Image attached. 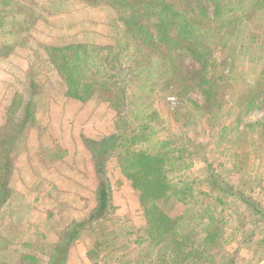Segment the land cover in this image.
Segmentation results:
<instances>
[{
    "label": "rangeland",
    "instance_id": "obj_1",
    "mask_svg": "<svg viewBox=\"0 0 264 264\" xmlns=\"http://www.w3.org/2000/svg\"><path fill=\"white\" fill-rule=\"evenodd\" d=\"M113 3L0 0V160L12 147L11 195L0 209V264H166L183 258V264H264V216L246 202L264 212V41L250 47L239 34L201 36L212 55L208 70L217 76L209 102L190 81L170 85L165 66L155 60L138 75L148 63L132 42L126 46L131 38ZM263 14L255 21L263 23ZM251 22L245 21L246 33ZM71 43H85L90 51L64 72L58 63L77 61L78 52L55 49ZM230 69L234 76L226 79ZM68 77L76 89L100 81L127 96L124 118L118 119L101 87L80 90L85 100L72 96ZM253 97L260 104L248 111ZM30 99L28 124L20 130ZM142 121L151 125L147 134L156 132L133 149L168 152L171 196L158 207L176 226L166 238L155 228L149 234L140 192L125 173L124 146L109 153L100 173L87 141L117 133L122 144L134 143ZM103 180L109 208L90 219Z\"/></svg>",
    "mask_w": 264,
    "mask_h": 264
},
{
    "label": "trees",
    "instance_id": "obj_2",
    "mask_svg": "<svg viewBox=\"0 0 264 264\" xmlns=\"http://www.w3.org/2000/svg\"><path fill=\"white\" fill-rule=\"evenodd\" d=\"M93 1L98 2L100 0ZM113 5L121 10V21L124 22L125 30L131 38V41H126V46L128 47L132 42L133 47L142 52L143 59L148 63V65L140 68L138 75L146 73L149 62L155 60L165 66L166 79L169 78L170 85L182 87L185 81H190L191 89H200L209 102L213 98V80L215 81L217 76L214 72L210 73L208 70L212 55L209 45L201 42V36L203 37V34L208 35L209 33L213 35L220 34V36L230 34L236 36L239 34L246 36L250 47L260 46L264 41L260 33L262 30L264 32V14L260 17L263 23L259 20L255 21L256 15L264 12V0H114ZM247 20L252 21L249 23L251 29L248 27L250 29L248 33L245 31V21ZM68 48H73L75 52H78V59L77 61H70L63 58L58 65L64 72H68L69 67L80 65V61L83 62L84 56L90 51L85 43H71L64 48H56L55 50L61 51ZM80 48H83V51H79ZM109 49H112V47H109ZM261 50L264 52V48H261ZM188 60L189 62H186ZM233 76L232 69L225 75L226 79L233 78ZM68 78L69 93L72 96L85 100V92L82 93L80 90L87 92L91 87L93 89L101 87L104 90V96L110 94L105 98V101L110 102L118 111V119L120 117L124 118L123 112L127 106L125 102L127 96L124 99L120 98L121 94L119 92H115L105 83L101 84L100 81L85 82L81 84V89H76L75 85L77 83H73V79ZM191 80H194L192 84ZM31 84L36 87L33 81ZM189 85L187 84V86ZM254 97L248 102V111L257 108L260 104L257 101L258 99L257 102L254 101ZM25 105V115L20 130L28 124V118L32 110V99L27 101ZM133 116L138 119L140 114H134ZM261 121H264V119ZM150 127L148 121H142L137 128V132H135L136 141L134 143H130L132 140L129 139V143L123 142L122 144L123 135L117 133H113L101 142L87 141L90 143L89 148L93 150L94 161L100 173L104 172L109 153L117 150L121 145L124 146V149L129 153L126 158L128 162L126 163L125 173L132 180L134 188L140 192L141 205L150 222L149 234L153 235V229L155 228L161 238L162 236L166 238L172 234V230L176 226L174 219L158 207L160 200L163 198L169 199L171 196L169 190L172 188L170 186L172 184L167 180L164 170V159L168 152L158 151L156 153L153 150L133 149V146L139 144L141 140H147L149 136L155 134L156 131H152L151 134L146 133ZM11 150L12 147L9 149L4 161L0 160L2 162L0 164V209L11 195L9 186L12 163L10 160ZM125 162L126 160L123 161V164ZM108 188L106 181L100 182L97 189L98 205L91 214L90 219L101 218L108 210L110 197ZM189 190L192 191V187H189ZM176 191L178 190L176 189ZM246 202L253 206L256 213L264 216V212L260 208L250 201ZM83 224V222H79L75 225L73 236ZM72 242L73 237L63 250L68 249ZM28 258L33 259L30 255H28ZM184 260L185 258L175 262L168 261L166 264H183Z\"/></svg>",
    "mask_w": 264,
    "mask_h": 264
}]
</instances>
